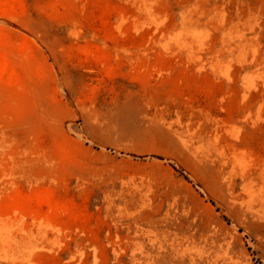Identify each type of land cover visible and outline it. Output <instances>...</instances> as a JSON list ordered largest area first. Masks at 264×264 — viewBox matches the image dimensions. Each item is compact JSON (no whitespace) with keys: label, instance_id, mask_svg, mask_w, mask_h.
Instances as JSON below:
<instances>
[{"label":"rangeland","instance_id":"obj_1","mask_svg":"<svg viewBox=\"0 0 264 264\" xmlns=\"http://www.w3.org/2000/svg\"><path fill=\"white\" fill-rule=\"evenodd\" d=\"M0 264H264V0H0Z\"/></svg>","mask_w":264,"mask_h":264},{"label":"bare ground","instance_id":"obj_2","mask_svg":"<svg viewBox=\"0 0 264 264\" xmlns=\"http://www.w3.org/2000/svg\"><path fill=\"white\" fill-rule=\"evenodd\" d=\"M210 171V170H209ZM211 173V172H210ZM211 175V174H210ZM210 200V199H209Z\"/></svg>","mask_w":264,"mask_h":264}]
</instances>
